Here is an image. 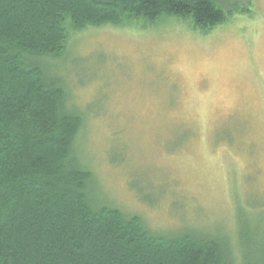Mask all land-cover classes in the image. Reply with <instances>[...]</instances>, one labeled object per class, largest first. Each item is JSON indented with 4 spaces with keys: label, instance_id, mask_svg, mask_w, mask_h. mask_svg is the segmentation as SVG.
<instances>
[{
    "label": "rangeland",
    "instance_id": "374dc122",
    "mask_svg": "<svg viewBox=\"0 0 264 264\" xmlns=\"http://www.w3.org/2000/svg\"><path fill=\"white\" fill-rule=\"evenodd\" d=\"M223 1L247 10L87 25L45 62L84 115L90 195L154 233L264 234V0Z\"/></svg>",
    "mask_w": 264,
    "mask_h": 264
},
{
    "label": "trees",
    "instance_id": "16d2710c",
    "mask_svg": "<svg viewBox=\"0 0 264 264\" xmlns=\"http://www.w3.org/2000/svg\"><path fill=\"white\" fill-rule=\"evenodd\" d=\"M223 0H0V264H264V234L239 241L183 231L158 234L138 215L97 202L93 174L76 160L84 115L46 59L70 30L123 19L224 22ZM257 237V238H256Z\"/></svg>",
    "mask_w": 264,
    "mask_h": 264
}]
</instances>
